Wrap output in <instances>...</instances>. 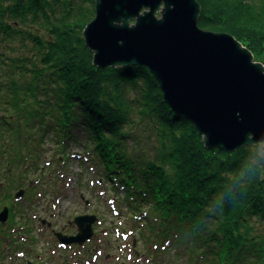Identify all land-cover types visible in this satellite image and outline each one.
<instances>
[{"label":"trees","instance_id":"1","mask_svg":"<svg viewBox=\"0 0 264 264\" xmlns=\"http://www.w3.org/2000/svg\"><path fill=\"white\" fill-rule=\"evenodd\" d=\"M198 1L201 27L232 33L264 61V0ZM95 5L0 0V122L25 148L17 160L30 147L12 116L39 133L35 148L49 134L81 146L129 208L161 219L149 233L194 244L193 264H264V145L207 149L147 66L97 68L83 35Z\"/></svg>","mask_w":264,"mask_h":264},{"label":"water","instance_id":"2","mask_svg":"<svg viewBox=\"0 0 264 264\" xmlns=\"http://www.w3.org/2000/svg\"><path fill=\"white\" fill-rule=\"evenodd\" d=\"M95 9L83 35L97 68L147 66L167 104L195 125L207 149L232 152L264 142V62L232 33L201 27L198 0H96ZM9 212L0 211L1 222ZM97 219L78 215L77 234L56 235L62 244L83 245Z\"/></svg>","mask_w":264,"mask_h":264},{"label":"rangeland","instance_id":"3","mask_svg":"<svg viewBox=\"0 0 264 264\" xmlns=\"http://www.w3.org/2000/svg\"><path fill=\"white\" fill-rule=\"evenodd\" d=\"M241 12L250 14L244 7ZM10 119L19 121V137L30 156L17 160L25 157V148L18 149L13 133L0 122V211L10 209L8 220L0 221V264H193L198 258L194 244L184 248L149 233L151 225L163 224L161 219L145 222L140 211L129 208L124 192L81 146L58 147L49 134L37 150L39 133L22 118ZM81 214L97 215L94 236L83 245H62L56 233L77 234L74 219Z\"/></svg>","mask_w":264,"mask_h":264},{"label":"flooded vegetation","instance_id":"4","mask_svg":"<svg viewBox=\"0 0 264 264\" xmlns=\"http://www.w3.org/2000/svg\"><path fill=\"white\" fill-rule=\"evenodd\" d=\"M4 207H5V206H4ZM4 207H3V208H4Z\"/></svg>","mask_w":264,"mask_h":264}]
</instances>
